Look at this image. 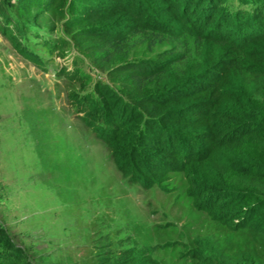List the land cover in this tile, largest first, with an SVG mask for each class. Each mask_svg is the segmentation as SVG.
<instances>
[{"label":"trees","instance_id":"trees-1","mask_svg":"<svg viewBox=\"0 0 264 264\" xmlns=\"http://www.w3.org/2000/svg\"><path fill=\"white\" fill-rule=\"evenodd\" d=\"M11 1L0 0V34L24 58L43 68L29 49L32 35L62 59L72 41L117 84L93 82L80 68L58 71L91 85L73 99L76 112L128 182L162 187L168 174H188L199 209L230 230L264 234V196L228 188L223 174L264 180V162L236 148L246 139L264 144V0H66L57 13L68 39L40 36L24 21L25 5ZM133 35L167 44L155 59H126ZM183 38L190 49L176 51ZM0 241L8 247L5 235ZM105 264L159 262L150 248L129 246Z\"/></svg>","mask_w":264,"mask_h":264},{"label":"rangeland","instance_id":"rangeland-1","mask_svg":"<svg viewBox=\"0 0 264 264\" xmlns=\"http://www.w3.org/2000/svg\"><path fill=\"white\" fill-rule=\"evenodd\" d=\"M14 1L25 5L24 21L40 36L68 39L57 13L66 0ZM30 39L43 68L0 34V226L9 242L3 247L0 241V264H105L129 246L150 248L159 264H199L198 256L210 264H264V234L230 230L199 209L188 174H168L162 187L128 182L76 112L73 99L91 85L58 71L80 68L93 82L118 90L117 84L72 41L62 59L39 38ZM156 39L133 35L125 58H157L167 43L157 39L149 47ZM191 44L180 39L176 51ZM246 84L253 89L254 83ZM261 142L246 139L236 148L264 162ZM201 170L204 182L213 184L206 176L210 167ZM223 174L228 188L264 196V180ZM10 247L22 258H13Z\"/></svg>","mask_w":264,"mask_h":264}]
</instances>
